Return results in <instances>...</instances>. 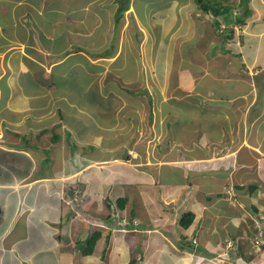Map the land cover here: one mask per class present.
Listing matches in <instances>:
<instances>
[{
	"label": "crops",
	"instance_id": "crops-1",
	"mask_svg": "<svg viewBox=\"0 0 264 264\" xmlns=\"http://www.w3.org/2000/svg\"><path fill=\"white\" fill-rule=\"evenodd\" d=\"M235 1L236 3H233L238 7L240 0ZM249 7L252 15L243 25H225L219 18L221 30L216 31L203 17L195 0H129V8L119 24H116L114 18L120 8L119 0H0V264L2 255L4 264L8 255L9 262L18 264H128L134 257L138 259L137 264H241L242 259L243 264H248L247 262L252 260V257L248 260L246 257L253 248L247 246L241 256L239 249L234 250V246H237L239 238L249 241L251 237L252 233L249 231L252 232L253 227L247 224L246 218L252 219L254 223L256 221L250 214L233 211L232 206L225 202L228 197L225 191L231 190L228 185L230 180L232 177L236 180L241 173V169L235 171L234 161H237L238 166L251 170L254 166V155H262L264 161V139L255 135V122L264 120V0H252ZM127 13L131 15L137 36H142L147 44L152 43V46L157 47V50L155 48L152 51L150 63L151 75L155 74L151 84L156 79V82H161V76L165 75L162 70L167 66L165 56L170 53L168 60L175 62L174 58L178 54L187 61L193 60L195 64H192L193 68L189 73L190 80L197 82V85H193L196 91L190 97L185 96V100L192 102L194 108H198L200 104L195 95H205V92L200 90V80H217L216 86L224 88L223 86L229 85L227 88L234 91L232 99L224 95L216 98L214 92L220 91L221 88L209 89L207 94L210 95H205L207 99L213 97L221 106L215 108L216 116L202 115L199 122L209 123L212 118L219 117L220 113L219 119L215 121L222 128L220 135L214 138L212 129H207L200 139L194 137L192 141L187 140L186 146L190 145L192 151L189 155L192 160L186 158L184 167L169 168L171 171L167 173H163L159 165L144 164L151 162V158L161 157L162 153H147L143 156L147 159L136 165L123 160L126 152L123 156L108 155L116 153L112 148V151H109L94 147V152L90 153L89 147L95 145L94 140L98 133L92 137H83L82 144L87 146L82 149H87L74 152L77 160L73 163L69 160L74 154L70 145L80 140L73 129L74 126L61 117L55 120L56 115L40 111L44 104L49 107L53 104L57 109L61 108L60 105L65 107L70 102L67 93L72 86L61 84L67 73L65 66L71 65L70 69L79 67L83 58L89 65L99 67V71L88 70L86 78H83L87 79L98 71L95 78L99 79L105 72L114 79L103 89V92L110 93L111 97L106 100L101 98L100 101L106 104L103 107L104 114L107 111L113 113L111 99L121 97L119 94L122 92L128 93V90H120V81L115 77L129 69V62L132 60L128 53L130 50L126 52L127 44L130 39L136 40L134 36H126V23L129 21ZM226 29L233 30L232 37H226ZM162 35H166V40L169 37V41L164 40L162 44V38H159ZM109 47L114 49L112 55V51H105ZM167 47H170L169 53ZM84 50L89 51L91 55L88 57ZM215 50L218 51L217 55ZM158 51L165 65L162 68V60H158L157 68V61L154 59V55H159ZM197 51L201 56H198ZM79 53L81 54L78 55ZM114 62L120 64H113ZM144 67L143 64L142 72ZM73 72L76 75V70ZM156 72H159L160 77L156 76ZM194 72L200 74L199 79ZM29 76L31 80L26 79ZM56 76L58 77L55 79ZM127 77L134 81L128 75ZM32 79H35L34 83H38L33 94L26 85V80L30 83ZM80 90L81 94H84L85 88ZM221 92L224 93V89ZM92 93L93 91H89L88 95ZM131 100L134 101L132 97ZM195 101L199 104H194ZM253 105L255 111L259 110L258 114H251L245 109L246 106ZM129 106L133 109V114L129 113L133 119L129 121L134 129L130 133L134 134L140 130L139 126L143 123L138 125V110L134 111L136 105L128 104L125 109L128 110ZM210 106L207 105L205 109ZM112 115L115 119L119 118L115 112ZM50 116L52 118H49ZM58 116H62V112L58 113ZM90 121L89 125L84 124L85 135L93 128ZM119 121L118 119L114 125ZM76 122L79 121L71 119V124ZM246 130H250L248 139H253L254 132L255 148L250 147L259 154L253 152L254 149L247 143L244 145ZM120 131L121 128L116 134ZM103 133L108 137V130ZM148 136H153V133L143 131L142 134L140 131V137ZM200 141L213 144L205 150H216L221 146L222 154L213 156L212 153L207 160L198 159L197 154L201 155V149L197 150V153L194 152L196 147L192 144ZM185 142L186 139L183 143ZM224 142L227 143L226 146L222 145ZM135 147L137 148V145ZM95 149H99V155ZM49 150L54 158L49 155ZM132 152L135 153L134 147ZM142 152L145 153L143 145L139 156ZM136 156L139 158L138 154ZM48 157L51 160L46 162ZM127 157L129 158V155ZM171 158H178V155H171ZM261 165L260 171L258 167L257 170H252L261 173L260 176L257 175L259 184L264 183V163ZM142 167H148L145 168L147 170L159 168L165 175H180L182 178L178 181L183 182L165 183L161 178L162 173L159 177V173L152 177L150 173H140L137 170ZM90 173L95 178L88 176V179L86 175ZM123 177H129V181L122 182ZM244 177H239L240 183H231L234 188L237 185L244 186L243 189H235L239 203L245 201L248 195L244 184L249 181L250 176ZM69 178H73V186L67 185L66 180ZM201 179H207L211 183L204 185ZM96 183L101 187L95 185ZM252 184L254 183L249 185ZM157 185L159 199L153 197ZM76 186L83 187L89 198L98 199L101 203L110 195L119 194L118 196L127 198V204L124 210H121L123 217L136 221L138 227L128 231H111L113 224L111 226L108 222L109 208H101L102 212L106 213V217L98 218L102 224L101 228H98L102 232L101 241L96 245L93 255L84 256L81 247L76 249V243L80 241L82 233L93 231L94 228L90 225L86 228V223L80 220V216L76 217V210L82 215L79 205L72 209L66 203V196H69L70 201L76 196ZM105 187L115 190L111 192L109 188V192H105ZM256 188L250 195L260 197L262 205L258 203L255 206L251 203L250 210L263 214L264 190L258 186ZM54 190L57 193L55 197L58 198L43 199L50 196ZM95 190L101 193L97 196L94 194ZM222 190H225L224 194H221ZM40 206L43 209L51 207L54 214L45 220L42 219V213L37 212V207ZM68 212L73 214L71 218L66 215ZM186 213L194 214V221L187 229L180 225L182 215ZM84 217L88 220L96 218L89 217L86 212ZM48 219L54 227L44 228L45 231L40 233L33 231L29 225L31 221H38L42 227H46ZM229 222L236 225L233 231L227 226ZM241 223L246 224V235L240 234L237 229ZM263 224L264 220H261L257 229ZM19 225L24 230L21 231L23 234L18 236L15 232ZM219 230L225 236L219 235ZM70 232L74 242L68 238ZM44 235L46 238H43ZM33 237L36 245H27L28 249L22 250L20 244L31 241ZM38 241H41V244H37ZM139 249L141 250L138 251ZM231 250L235 253L232 254Z\"/></svg>",
	"mask_w": 264,
	"mask_h": 264
},
{
	"label": "rangeland",
	"instance_id": "rangeland-1",
	"mask_svg": "<svg viewBox=\"0 0 264 264\" xmlns=\"http://www.w3.org/2000/svg\"><path fill=\"white\" fill-rule=\"evenodd\" d=\"M242 1H243V6L245 8L250 9L249 3L252 0H242ZM239 11L243 12L241 6H238L235 9H233V6H232L231 13L237 12L240 14ZM123 16H124V14H123ZM123 16H122V18H123ZM126 17H128V19H129V21H127V23H126V24H128L127 30H126V34H127L126 36H127V38L134 36V38H136V40L130 39V41L127 44L128 50H126V52L129 50L131 51V52L129 51L128 53L130 54L129 57L132 60L129 62V69H127L126 72L124 71V72H121L120 74H118L117 75L118 77H115V79H119V81H120L118 83V84H120L119 85L120 90L121 91L128 90V93L117 92V93H120L119 95L121 97L116 98V100L111 99V101L113 102L112 112L113 113L115 112L119 116L118 119L120 121L116 125H114L118 121V119H115V117H113V115H112L113 113H111L109 111H107L104 114L103 107L106 104H104L105 102H100L101 98L106 100V99H109L111 97L110 93H104L103 89H105V87L109 85L110 81H114V79L112 78V76L110 74L106 75L105 72H103V74L100 75L99 79L95 78L98 71H99V67L89 65L88 64L89 62L84 60L83 58H82V63L79 65V67L77 66L76 68L70 69L71 65L69 66L67 64L65 66L67 73H66L65 77L62 79L61 84H67L69 86H72V87H70V89L67 93V99H70V102L68 104H66L65 107H64V105L63 106L60 105L61 108H57V109L54 107L53 104H51L50 107L48 105L44 104V107L42 109H40V111L42 110L44 112L51 113L52 115H56L54 117L55 120H58L61 117L62 120H64V121L66 120V121L70 122V125L74 126L73 129H75L76 133L78 134V138L80 139L78 142L75 143L78 151L83 152L85 149H87V148L82 149L83 146H85V147L87 146V145L82 144L83 137H88V136L92 137V136H95L94 135L95 133H98V135L95 136V140H94L95 145H92V146L104 148V149H107L109 151H112V150H110V148H112L116 153L108 154L110 156L115 155V154L123 156V154L126 152V155L124 156L123 160H128L127 159L128 158L127 153L130 156V158H131L132 154L133 155L138 154V156H139V152L142 151V145H143V147L145 148V153L142 152L141 156H139V158L137 157V159L131 158L132 159L131 161L133 163H135V165H136V163H141L144 160H146L147 158H144L143 156L146 155L147 153L148 154L162 153L161 157L151 158L150 159L151 162H144V164L145 165H159L162 167V172L167 173V172L171 171L169 168L174 169L176 167L178 168L179 166L184 167L185 162H186V158L188 160H192L190 155H189V153L192 150L190 149V145H189V147L186 146V145H188L187 140L192 141V138H194V137H198L200 139V137H202V135L204 134V130H207V129H212L214 138H216L217 136L220 135V131L222 128L220 127L218 122L215 123V121L219 119L220 113H219V117H217L216 119L212 118L211 121H209V123H205V122L200 123L199 122V117L202 115H215L216 116L217 112H216L215 108L218 106H221V105L217 104V102L214 100L213 97H210L209 99H207L206 96L210 95V94H207L209 89L211 87H213L216 90H217V87L221 88V90L224 89V93H222L221 90L214 92V95L216 98L224 95L225 97H229L232 99L233 95H234L233 94L234 91L227 88V87H230L229 85L227 87L223 86L224 88H222V86H220V85L216 86V84L218 82L217 80L212 81L210 78H205L203 80H200L199 81V83L201 84L200 90H203L205 92L206 96L205 95H195L197 97V99L199 100L200 104L197 101H195L194 104L195 103L199 104V107L194 108L192 106L193 105L192 102H188L187 100H185V96L189 95V97H190L192 95V93H194L196 91V89L193 87V85L194 84L197 85V82L194 83V81L190 80V73H189L190 72L189 70L191 68H193V65H195V64H194L193 60L187 61V59H185V57L181 58V57H179L178 54L174 58L175 62L173 60H168L169 56H170V53L168 52L170 50V47H167V53H169V54L165 56L167 66H166V68H164L162 70L163 72H165V75L161 76V82L160 81L156 82L158 80V79H156V80H154V83L151 84V80L154 79L155 74L151 75L152 68L150 67V63H151V58H152V51H154L155 48L157 50V47L152 46V43L147 44L148 42H146L145 38L142 39V36H139V35L137 36V31L135 30V27L133 25V21H131L132 20L131 15L129 13H127ZM203 17H204V15H203ZM114 18H115L116 24H119L122 20V18L119 21L116 20L115 16H114ZM178 18H179V14H178ZM165 36L166 35H162L159 37L160 39L162 38V42H161L162 44L165 42L164 40H166ZM160 39H159V41H161ZM166 41H169V37L167 38ZM110 47H111V45H110ZM110 47L108 49H106L105 51H112V53H110V55H112L114 53V49L112 50ZM162 48H163V45H162ZM74 50H75V48L72 49V51H74ZM161 50H163V49H161ZM84 53H86L88 57H89V55H91L89 53V51H87V50H84ZM120 53H122V52H120ZM197 53L199 56L200 54L198 51H197ZM217 53H218V51L215 50V55H217ZM80 54L81 53H79L78 55H80ZM163 54H166V53H163ZM124 55H125V53H124ZM154 59L157 61V68L159 65L158 60H162L160 68L165 66L163 63L164 61H163V58H162V55L160 52H159V55H157V57H156V55H154ZM83 60L85 62H83ZM173 62H174V64H172ZM116 63L120 64L119 62H114L113 64H116ZM143 64L145 65L144 72H142V69H141ZM92 69H96L98 71L95 74L91 75L89 78L85 79L87 76L86 72L88 70H92ZM73 70H76V75L78 77L76 75H74ZM159 71H161V70H159ZM127 75L130 77V79H132L134 81H130L128 79ZM157 75H158V77H160L159 72H158V74L156 72V76ZM194 75L198 76V79L200 78L199 73L195 74V72H194ZM148 76H152V77H148ZM57 77L58 76H56L55 79ZM83 77H85V78H83ZM26 79L31 80V76H29V78L27 77ZM34 80L35 79H32V82H30V83L27 82V80H26V83H27L26 85L31 90L32 94L36 92V84H38V83H34ZM37 80H39V79H37ZM39 81L43 82L42 80H39ZM131 83H133V84L130 85ZM83 84H84V86H83ZM81 88L82 89L85 88L84 94H81V90H80ZM214 89H213V91H214ZM227 89H229V90H227ZM89 91H93V93L88 95ZM131 92H133V94H131ZM131 97L134 99V101L131 100ZM128 104H130V105L135 104L136 105L135 106L136 108H134V107L133 108H134V111L138 110L137 115H136L138 117V121H139L138 125H141L143 123L142 126H139L140 130H138V132H136L137 134L136 133H134V134L130 133V132L134 131V129H132V127H131V121H129V120L133 119V117L129 116L130 112H132V114H133V109L131 110V106H129L128 110H126L125 107ZM209 104L211 106L209 109L206 110L205 108ZM228 107H230V106H228ZM249 107L250 106H248V107L246 106L245 109L249 110V112L251 114H254V112L258 114L259 110L255 111L254 105L250 108ZM58 109H60L59 112H57ZM60 112H62V116H58V113H60ZM37 114L39 115L40 113H37ZM151 114H155V115H153L152 121L150 122ZM85 116H90V117H85ZM49 118H52V116H50ZM84 118H88V119L84 120ZM71 119H73L74 121L78 120L79 122H76V124L73 125V124H71ZM89 121L92 124L93 128L91 129V131L88 135H85L84 134L85 125H87L89 123ZM263 122H264V120H262V119H259L255 122V132H257V134H255V135H257L259 137V139H261V138L264 139V124H263ZM212 125H214V126L210 127ZM181 126H184V131H181L180 134L178 135L179 131L182 129ZM120 128H121V131L118 134L114 133L115 130L118 131V129H120ZM98 130H100V131H98ZM105 130H108V133H109L108 137L105 133H103ZM140 131L142 134H143V131H147V132L151 131V133H153V136H148V137H144V138L140 137ZM238 132H240V131L238 130ZM249 132H250V130H248L246 132V135H245L246 138H245L244 145L247 143V145H249V147L252 146L255 148L254 140H256V138L254 136V132H253V139H248L250 137ZM185 139H186V142L183 143V141ZM133 140H135V141H133ZM251 140H252V142H251ZM158 141H163V143L158 142ZM120 143H123V146H121ZM53 144H54V142L52 144H50V147H52ZM226 144L227 143L224 142L222 145L226 146ZM257 144H259V143L257 142ZM135 145H137V148L135 147ZM192 145H195L196 149H194L193 151L196 153H197V150L201 149V150H199V151H201V155L197 154L198 159L207 160L212 155V153H213V156L216 154H217V156L222 154V152L220 151V149L222 148L221 146H218V149H216V150H212V149L211 150H205L206 147L210 148L209 145H213V144H209V142L205 143V142L200 141L199 143H193ZM43 146L45 147V144H43ZM40 147H41V143H40ZM128 147H129V149H128ZM133 147L135 149V153L132 152ZM254 148H251V149H254ZM52 149H55V148H52ZM95 150H97V149H95ZM89 151H90V153L94 152V151H92V149H90ZM49 152H50L49 155H51L52 158H54V156L52 155L53 153L50 150H49ZM253 152L258 153L257 150H255V149L253 150ZM96 153H97V155H99V149L97 150ZM171 155H173L174 157H175V155H178V158H171ZM261 156L262 155H259V156L254 155V157H253V159H254L253 165L254 166H253L252 170L254 168L257 170V167H258V171H260V169L262 168L261 164H263L264 161H263V158H261ZM127 163H130V162L127 161ZM96 165L99 167L101 166L99 164H96ZM107 165L105 166V168L107 167ZM238 165L239 164L235 160L233 167L235 168L236 172H238V170L241 169V173L237 176L236 180H235V178L232 177V179L230 180L231 183L232 182L237 183L239 181L240 176L244 177L245 175H248V176H250L249 181H247L244 184L246 193L248 195L252 194L250 191L251 185H249L251 183H254V184H252L253 186H255V187L258 186L259 189L264 190L263 189L264 183L262 182V184H259V176L261 173H259L257 171H254L255 172L254 173L251 169H248L245 166H238ZM101 167L103 168V166H101ZM145 168H148V167H142L141 169H137V170L140 173H150V175H152V177H156V173H159L158 174V177H159L160 174L162 173L159 170V168L157 170H155V168L152 170H147ZM195 168L198 170L200 169V167H195ZM163 173L161 174V178H162V181L165 183L183 182V180L178 181V179L182 178V176H180V175L171 176V175H167V174L165 175ZM257 175H259V176H257ZM88 176L91 178H95L94 175H92L91 173L86 175V177L89 179ZM144 178H146V177L144 176ZM95 180L97 181V179H95ZM121 180H122V182H127V181H129V177H123V178H121ZM44 181H40V183H42ZM66 181H67V185L72 184V186H73V183H74L73 178H69ZM225 181H227V180H225ZM222 182H224V180H222ZM202 183L204 185H207V183H211V182L207 179H203ZM231 183L228 184L231 187V190H229L228 192L225 190H222L221 194H222V192L224 194V191H225L226 196H228L227 198H225V202L227 203L228 206H232L233 211L236 210V212H237V210H238L239 212H241L240 214L243 213L244 215L250 214L252 216L251 218H253L256 221L254 223L252 221V219L246 218V221H248L247 224H249L253 227V231L252 232L249 231V233H252L251 236H253L255 234L256 230H258V232H259V229H257V224L261 220H264V215H263L264 211H263V214H261L260 211L259 212H254V211L252 212V210H250V207H251L250 204L252 203L255 206H257V204L260 203V205H262L261 199L258 196L256 197L254 195L253 196L250 195V197H249L247 195L246 196L247 198H245V199L243 198L245 201L242 200V202L239 203V199H237V195H236V191H235L236 188H234V185ZM238 183H240V181ZM95 185L99 186V184H97V183ZM76 187H79V186H76ZM99 187H101V186H99ZM224 187L226 188V185ZM109 188L110 187H105V188H103V190L105 192H109ZM110 189H111V192L113 190H115L113 188H110ZM150 189L154 190L153 187H150ZM75 190H76L75 191L76 196H74V198L77 199V205H79V210L82 211V215H81L82 218H80V220L83 223H84L85 219L88 220L87 218L84 217L85 212L89 213V217H91V218L96 217L95 220L94 219L88 220L90 225L93 226L94 230L82 233L80 241L76 243L77 244L76 249H79L80 247H83V249H85L87 247L88 242L91 239L93 233L99 227L100 222H99L98 218L106 217V213L102 212L103 210H101V208H104V207L107 208L109 203H112L114 206H116L115 201L120 196H118L119 195L118 193H117L118 195H116V196L110 195L106 199H103V202L101 203L100 200H98V199L89 198L88 194L85 193L87 191L83 187L76 188ZM153 192H154L153 197L159 199L158 185H157L156 190ZM100 193L101 192L99 190L94 191V194L97 196ZM129 193L131 194V191H129ZM55 194L57 195L56 190L52 191V194L50 196L45 197L43 199H52V198L56 199V198H58V197H55L56 196ZM262 194H263V192H262ZM68 197L69 196H66V198H67L66 203H70L71 206L75 207V205H76L75 202L70 201L71 199L69 200ZM173 203H175V202H173ZM180 206H181V204L178 207H180ZM233 206H235V208H233ZM249 211H251V212L249 213ZM37 212L39 214L42 213L41 216H42V219H44V220L49 218L50 216H52L54 214L51 207H49V208L47 207L46 209H43V207H41V206L37 207ZM76 212H77V214H81L78 210H76ZM113 213L118 214L119 213L118 209L113 210L112 214ZM66 215H68L71 218V216L73 214L71 212H68ZM113 218H115V217H113ZM243 219H244V217H243ZM21 220L23 221L25 219H21ZM48 220H49V223H48V226H46V227H42V224L38 221H36V222L31 221L29 223V225L31 228L34 229L33 231H36V233H40V231H45L44 228L45 229H51V227L52 228L54 227L53 224L52 225L50 224L51 220L50 219H48ZM117 221H118V219H117ZM18 223H19V221H18ZM121 223L124 224L125 222H121ZM227 226L229 227L230 231H233L236 228V225L233 222H229L227 224ZM88 227H89V224H86V228H88ZM19 228H20V225L16 228V232H15L16 235L18 234V236L23 234L21 231L24 230V228H22V227L20 229ZM263 228H264V224L262 225L261 229H263ZM237 229H239L240 234L246 235V233H247L246 224L241 223ZM218 232H221L219 235L225 236L222 231L219 230ZM71 235H72V232H70V234L68 235V238H70L74 242ZM233 236H236V235H233ZM43 238H46V236L44 235ZM33 239H34V237L32 238L31 241H29L27 243L22 242L20 244V248L23 250V248H27L26 247L27 245H30V244L36 245V243L33 242V241H35ZM100 241H101V238H99L97 240V244H99ZM49 242H50V240H49ZM237 242H238L237 247L239 249V253H240V255H242L243 252H245V250L247 249V245L245 244V242H242V237H241V239L239 238L237 240ZM37 244H41V241H38ZM197 246H199V245L197 244ZM42 247H44V246H42ZM140 250L141 249H139L138 251H140ZM108 251H109V249H108ZM38 252H40V251H38ZM231 253L234 254L235 251L231 250ZM250 257H252V258L255 257V259L253 260L252 263L264 264V254L261 253L260 248H256V250L253 249V251L251 253H249L248 256L246 257V260H248ZM3 258H4V255H2V259H1L2 264H4V262L2 261ZM8 259H9V255L7 256L6 264H18V263H14L12 261L9 262ZM132 260H130V261H132ZM240 262H241V264H243L244 263L243 259Z\"/></svg>",
	"mask_w": 264,
	"mask_h": 264
},
{
	"label": "trees",
	"instance_id": "trees-1",
	"mask_svg": "<svg viewBox=\"0 0 264 264\" xmlns=\"http://www.w3.org/2000/svg\"><path fill=\"white\" fill-rule=\"evenodd\" d=\"M195 2H196V5L198 6V9L204 15V18L206 20H208L212 24V26L215 28L216 31L221 30L220 29L221 22L219 21V18H221V21H223L225 25H227V24L228 25L229 24H235V23L243 25L245 23V20L252 15V11L249 8H245L243 6V1L242 0L239 2V5H238V6H241L242 10H243L241 16L234 15V12L231 13L232 6H233V9L235 7V4L233 3V0H195ZM119 4H120V8L117 10V13H116V20H118V21L122 18V16L125 13V11L128 10V8H129V0H119ZM234 16H235V19H234ZM226 32L228 33L226 35L227 38L232 37L233 30L226 29ZM152 118H153V114H151V116H150V122L152 121ZM98 131H100V130H98ZM116 132H117V130H115L114 133H116ZM56 139L57 138H55V140ZM70 146H71V149H72V153L78 151V149L76 148V144H73V145H70ZM90 148L93 149L94 147L90 146L89 149ZM49 160H51V159L48 157L46 159V162H48ZM69 160H71V162H73V163L76 162L77 155H75V153H74L69 158ZM238 187L241 188V189L244 188V186H240V185L236 186V188H238ZM250 189H251L250 191L252 193L257 188L255 186L251 185ZM71 191H72L71 193L73 194L74 189H72ZM116 203H117V207L119 209L124 210V208H125V206L127 204V198L120 197V198L117 199ZM109 204L111 206V203H109ZM132 214H134V213H132ZM123 216L124 215L122 214L121 215L122 221L128 222L124 226L125 229L133 230L134 228L138 227V223L136 221H131L129 219H126ZM193 218H194V214L193 213H189V214L183 215V217L181 218V221H180V225L182 227L186 228V229L189 228L192 225V223H193ZM99 238H101V233L99 231L98 232H94L92 237H91V239L88 242L87 247L84 250H83V247H81V250H83V255L87 256V255H92L93 254L94 248H95L97 240ZM194 244H196V243H194ZM129 264H137V260L133 259L132 261H130Z\"/></svg>",
	"mask_w": 264,
	"mask_h": 264
},
{
	"label": "clouds",
	"instance_id": "clouds-1",
	"mask_svg": "<svg viewBox=\"0 0 264 264\" xmlns=\"http://www.w3.org/2000/svg\"><path fill=\"white\" fill-rule=\"evenodd\" d=\"M234 2H235V0H234ZM236 3V2H235ZM235 8H237V6H235L234 7V9ZM240 12V11H239ZM234 15H236V16H238V15H242V13L240 12V14L239 13H234ZM182 122V121H181ZM186 126V125H185ZM181 128L182 129H184V126H181ZM180 134V131H179V133H178V135ZM121 144V143H120ZM121 146H123V143H122V145ZM127 155H128V153H127ZM131 158L132 159H137V156H136V154L135 155H131ZM130 158V156H129V158H127L128 160L127 161H129V162H131V163H133ZM126 161V160H125ZM74 198V197H73ZM120 198V197H119ZM73 201L76 203V205H77V199L76 198H74L73 199ZM115 202H117V200L115 201ZM69 204V206L73 209V206H71V204L70 203H68ZM109 208V215H110V221H108L109 223H110V225L112 226V224H113V226H112V228L110 229L111 231H128L127 229H125L124 228V226H125V224H127L128 222H125V221H122V217H121V215H122V211H121V209H119L118 207H117V203H116V206H114L112 203H111V206H110V204H108V206H107V209ZM115 209H118V211H119V213L117 214V213H113L112 214V211L113 210H115ZM73 211V210H72ZM75 212V211H74ZM80 212V211H79ZM186 214H189V213H186ZM109 215L107 216V218L109 217ZM183 215H185V214H183ZM183 215H182V217H183ZM79 216H80V218H82V216L80 215V214H77V212H76V217L77 218H79ZM119 216V217H118ZM113 217H115V218H113ZM117 219H118V221H117ZM108 220V219H107ZM193 221H194V218H193ZM121 222H125L124 224H122ZM84 223H86V224H89L90 225V223H89V221H84ZM101 223V222H100ZM99 223V227L98 228H101V225L102 224H100ZM91 226V225H90ZM105 226V225H104ZM91 227H93V226H91ZM262 228V225H260V226H258V229H259V232L257 231L253 236H251L250 238H249V241H246V240H244V239H242V241L243 242H245V244H247V246H249V247H251V248H253V249H255L256 250V248H260L261 249V253H263L264 252V234H263V229H261ZM100 232L101 233V236H102V232H101V230L100 229H97L95 232ZM108 242H109V239L107 240ZM96 245H97V243H96ZM95 248H96V246H95ZM95 248H94V251H95ZM238 249V247L235 245L234 246V250H237ZM84 250V249H83ZM83 250H82V254H83ZM238 251V250H237ZM93 254H94V252H93ZM92 254V255H93ZM85 256V255H84ZM88 257L89 256H91V255H87ZM242 256V255H241ZM257 256V255H256ZM132 259H136L135 257L134 258H132ZM131 259V260H132ZM252 260H249V262H247L248 264H255V263H252L253 262V260L255 259V257H253V258H251ZM137 260V262H138V259H136ZM130 263V262H129ZM128 263V264H129Z\"/></svg>",
	"mask_w": 264,
	"mask_h": 264
}]
</instances>
